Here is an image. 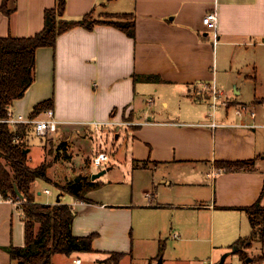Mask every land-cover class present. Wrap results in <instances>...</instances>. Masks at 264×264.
<instances>
[{"label":"crops","instance_id":"0c3cea01","mask_svg":"<svg viewBox=\"0 0 264 264\" xmlns=\"http://www.w3.org/2000/svg\"><path fill=\"white\" fill-rule=\"evenodd\" d=\"M56 3L0 0V38L34 36ZM211 11L214 30L202 23ZM108 14L132 15L134 36L109 25L60 34L53 47L36 49L33 81L10 108L12 116L29 118L37 104L52 101L49 109L60 122L53 134L78 142L92 124L125 132L123 155H117L120 143L110 159L124 165L130 185L97 180L81 200L58 190L49 201L39 199L49 190L39 189L44 181H34L35 202L71 207L74 236L96 234L91 252L55 254L52 263L105 264L123 254L118 264H199L198 258L232 264L241 250L249 257L236 254L235 264H264L254 260L264 254V240L253 238L246 211L256 203L264 208V133L257 132L264 127H252L264 125V0H65L69 21ZM194 88L205 93L195 95ZM214 88L222 95L220 114L219 106L211 108ZM239 106L254 118L249 112L229 118L230 107ZM84 152L67 159V177L87 175ZM247 160L253 165H218ZM134 177L144 178L140 195ZM24 243L22 209L0 195V264H16L5 249Z\"/></svg>","mask_w":264,"mask_h":264},{"label":"trees","instance_id":"16d2710c","mask_svg":"<svg viewBox=\"0 0 264 264\" xmlns=\"http://www.w3.org/2000/svg\"><path fill=\"white\" fill-rule=\"evenodd\" d=\"M64 8L65 0H57L55 7L45 10L43 29L32 37L0 38V195L3 199L16 198L18 196L16 189L21 195L20 208L25 220L24 246H10L5 249L10 260L16 264H53L51 258L55 254L70 256L74 253L91 252V244L96 236L89 234L77 237L72 234L75 215L69 205L60 202L51 204L34 201L32 191L34 181L41 179L50 183L51 177L47 170L53 167V163L58 166L59 164L55 160L49 164L43 160L37 167L30 169L28 152L24 153V150L28 148L29 142L27 131L34 132L32 126L12 127L4 122L11 112L13 101L22 98L33 81L36 49L53 47L60 34L76 26L90 30L95 25H109L129 37H133L135 32V21L130 14H108L101 19H92L87 15L79 21H69L63 17ZM51 106L52 101L37 104L29 118L34 119ZM15 137L18 138L17 141L13 140ZM218 165L231 170L253 165V161L223 162ZM57 184L61 193L79 200L83 198L84 188L94 185L87 176L81 179L78 175L71 177V180L64 184ZM246 211L253 230L258 218L264 223V208L258 203L246 208ZM261 239L264 240V236ZM236 251L242 260L247 258L241 250ZM111 257L113 258L105 264H118L123 254H112ZM263 259L264 254L257 260Z\"/></svg>","mask_w":264,"mask_h":264},{"label":"rangeland","instance_id":"374dc122","mask_svg":"<svg viewBox=\"0 0 264 264\" xmlns=\"http://www.w3.org/2000/svg\"><path fill=\"white\" fill-rule=\"evenodd\" d=\"M104 16H97V17H93L94 19H101ZM92 18V19H93ZM264 80V78H263ZM257 83H260L259 81ZM257 83L255 85V87H257ZM264 88V82H262V85L259 87V90H262ZM227 92L231 91V87H229V90H226ZM204 91H200L199 88H194L193 89V93L199 94V93H203ZM205 93V92H204ZM150 100V99H149ZM148 100V101H149ZM222 100V99H221ZM221 100L218 101V106H219V110H217V114H220L221 112H223V109L220 107L222 105ZM236 107H230V109L228 110V117L229 118H233L236 117ZM216 116V114H215ZM125 130V129H124ZM87 133H85L82 136V142H78L74 136V140H72V136L68 134L67 135H62V134H50L48 136L42 137V136H38L36 135L34 132L29 133L31 135L30 141L28 146L31 147V152H30V158L28 160V167L30 169H34L35 167H37L45 158V162H47L49 164L52 163L54 160L56 161L58 165H54L53 167L48 168V174L51 177L50 178V184L44 185L45 183H38L39 185V189H41V191H43V188H47L51 191V194L46 195L43 194L39 197L40 200H46V198H48L49 201H53L57 194L59 193V189H58V184H64L66 183L68 180H71V177L66 176V174H69L70 171L72 170L71 165V161H67V159H71V157L73 158L74 154H76L77 152L81 151V149L83 151H85L84 153L86 155H88L89 157H95L97 156L99 153L101 152H105L107 154V159L102 161L101 165L99 167L94 166L93 164L89 165V163L92 162V159L87 157L84 162L86 163V165L88 166H83L84 169H82V173L83 175L87 174V179L90 181H97V180H107V179H111V180H121L123 179L124 182L128 183L129 185L132 183V178L130 174H126L124 173L125 168L124 165L122 163H117L116 159H110V153L112 152V149L114 148V146H118L123 140H124V133L123 130H117L115 129V127L113 126H102L100 124H98L97 126L95 125H91V130H87ZM103 132H105V134H102ZM258 134L260 135V132L264 133V129H257ZM119 135V138H117L116 136ZM261 136V135H260ZM106 138V139H105ZM41 142V144H40ZM125 143H127V141L125 140ZM120 145H123L122 143ZM124 150L122 152V147L119 148V150L117 151V155L119 154V156L123 155L124 151H125V146L123 145ZM41 148H43L44 150H42ZM114 157V156H113ZM66 160V161H64ZM112 167L110 170H107V168ZM102 170H107L102 176L96 178L95 180H91V175L96 174ZM77 172V174H79V170H74ZM79 176V175H78ZM81 176V175H80ZM81 179H83V177H80ZM55 178H57L55 180ZM134 181L136 183V190L138 192V195H140V192L145 190V184H144V178H136L134 177ZM57 181V183H56ZM93 182V183H94ZM55 187V188H54ZM91 187V186H90ZM87 190L89 189V187H86ZM151 191V190H150ZM137 195V196H138ZM140 197V196H139ZM67 197H65L66 199ZM143 199V198H142ZM40 203H47V202H40ZM17 208H19L21 206V204L19 203L18 205L16 204ZM258 218V217H256ZM262 219L258 218V220H256V225L254 227L253 230V238H256L257 241H259L260 243H262V237L264 236V223H262L261 221ZM251 241V240H250ZM257 243V250L256 252H259L260 250V243ZM249 245L245 244L244 247H247ZM231 250H233V248H231ZM230 252V251H229ZM237 253H235L232 257L231 263L235 264L236 260H237ZM246 255V257H249V255L247 253H244ZM143 257V256H141ZM113 257H110V259ZM145 258V257H144ZM258 257L255 258L254 260L257 261ZM206 261H209L208 259ZM198 262L200 264V259L198 258ZM212 262V261H211ZM121 264H128L127 260H124ZM215 264H217L215 262ZM242 264V263H240Z\"/></svg>","mask_w":264,"mask_h":264},{"label":"built area","instance_id":"2783aa9c","mask_svg":"<svg viewBox=\"0 0 264 264\" xmlns=\"http://www.w3.org/2000/svg\"><path fill=\"white\" fill-rule=\"evenodd\" d=\"M202 23L204 26H206L207 28L214 30L215 26H216V14L214 11H211L209 13H207L203 18H202ZM222 95L220 90L214 88L212 90V103H211V108L213 110H216L218 107V101L221 100ZM244 112H249L250 116L252 118H254V113L250 112L248 110V107L246 106H239L236 109V114L237 115H242ZM5 123L11 125L12 127H14L17 124H24L26 126H32L33 131L36 135L38 136H48L50 134H53L57 131L58 125H59V121L56 119V117L54 116V112L51 109H47L45 110L42 115L40 117L37 118H22L21 116H12L11 114L8 115V117L4 120ZM92 125H96V124H92ZM211 128H215L217 127V124L215 123H211L209 125ZM252 127H264V125H253ZM17 137H15L13 140L17 141ZM107 156L104 152L99 153L95 158L92 159V164L94 166L99 167L102 163V161L106 160ZM44 193L46 195L49 194V190H45ZM5 200L13 203V204H21L22 203V199L20 197H16V198H12V197H7ZM74 264H80L81 261L80 259H76L73 260ZM202 264H215L214 262L211 261H205Z\"/></svg>","mask_w":264,"mask_h":264},{"label":"water","instance_id":"95a60500","mask_svg":"<svg viewBox=\"0 0 264 264\" xmlns=\"http://www.w3.org/2000/svg\"><path fill=\"white\" fill-rule=\"evenodd\" d=\"M28 151H29V149H25V150H24V153H27ZM106 171H107V170H102V171H100V172H98V173H96V174L91 175V180H95L96 178L102 176ZM15 191H16V194L18 195V197L21 198V195L17 192L16 189H15Z\"/></svg>","mask_w":264,"mask_h":264}]
</instances>
